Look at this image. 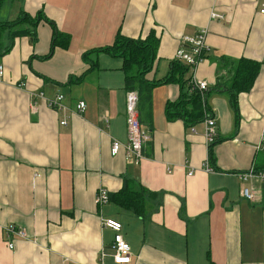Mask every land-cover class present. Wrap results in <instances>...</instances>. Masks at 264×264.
Here are the masks:
<instances>
[{
  "label": "crops",
  "instance_id": "1",
  "mask_svg": "<svg viewBox=\"0 0 264 264\" xmlns=\"http://www.w3.org/2000/svg\"><path fill=\"white\" fill-rule=\"evenodd\" d=\"M263 0H4L0 21L38 11L35 39L14 38L0 57V222L24 229L10 249L0 228V264H264V181L242 182L240 172L264 169ZM218 13L220 18L211 17ZM54 27L69 45H53ZM207 28L206 58L195 79L214 85L218 60L245 57L261 62L252 87L238 95L239 120L225 94L209 104L217 136L208 158L204 123L186 127L168 120L164 106L179 94L177 83L152 91L150 134L137 163L124 146L111 153L114 139L125 144L126 93L122 60L91 54L97 68L78 83L68 80L88 67L82 53L109 45L119 29L128 37H159L157 58L146 77L162 78L184 37ZM2 47L9 30H0ZM62 94L60 108L48 100ZM78 101L85 102L78 111ZM137 109V107H136ZM138 117V112H137ZM65 121V124H61ZM207 161L211 171H206ZM191 171V175L189 172ZM125 178L152 192L147 212L137 216L95 201L99 188L117 191ZM250 186L252 200L240 194ZM111 218L130 246L131 260L115 263Z\"/></svg>",
  "mask_w": 264,
  "mask_h": 264
},
{
  "label": "trees",
  "instance_id": "2",
  "mask_svg": "<svg viewBox=\"0 0 264 264\" xmlns=\"http://www.w3.org/2000/svg\"><path fill=\"white\" fill-rule=\"evenodd\" d=\"M4 0H0V6ZM41 21H49L45 15L38 11L30 15L24 11L15 19L0 21V30H9V42L2 47L0 41V57L9 52L14 38L29 34L35 39V29ZM69 35L56 30L54 27L53 45L63 48L69 45ZM159 37L151 30L145 37H128L119 29L114 35L111 44L97 47L82 53V59L88 63L87 69L79 76L68 80V83H78L83 80L87 72L97 68L96 57L89 56L100 52H107L122 60L121 70L124 73V89L137 92L138 121L148 126L152 123V91L158 85L177 83L179 94L175 100L165 102L164 111L168 120L180 119L186 127H193L208 116H214L209 104L212 94L223 93L228 98L233 110L235 123L238 125L239 109L238 95L248 91L260 70L261 62L245 57L229 58L221 56L218 60V73L214 85L200 91L194 84L192 69L180 59H172L168 73L162 78L150 80L146 77L152 70L157 58ZM186 46V45H185ZM145 143H148L146 141ZM144 143V144H145ZM212 142L209 145L208 158L212 159ZM142 154L146 156L143 152ZM264 171V169H259ZM161 192H152L145 188L138 180L125 178L122 186L115 192L108 194V199L117 206L129 210L137 216H144L147 212V202L152 196H159Z\"/></svg>",
  "mask_w": 264,
  "mask_h": 264
},
{
  "label": "built area",
  "instance_id": "3",
  "mask_svg": "<svg viewBox=\"0 0 264 264\" xmlns=\"http://www.w3.org/2000/svg\"><path fill=\"white\" fill-rule=\"evenodd\" d=\"M259 12L264 14V0L260 3ZM213 18H220L221 16L212 11L210 13ZM208 29L201 28L193 37H184L181 46L176 52V59H180L183 63H186L193 71V69L206 58L209 47L206 44V34ZM186 45V46H185ZM4 73L3 66L0 65V77ZM193 77V76H192ZM194 84L200 91L207 89V82L200 79L192 78ZM63 98L62 94L56 95L55 98L49 99L48 104L52 108H60L62 105L60 103ZM137 92L127 91L126 93V124L128 131V139L125 144H122L119 140L114 139L111 143V153L115 154L120 146H124L125 154L128 159H133L134 162H138L142 157V146L146 141L150 140V134L147 130L142 128L137 117ZM78 111H84L85 102L78 101L76 105ZM202 123H204V137L208 144L215 141L217 136V129L214 116L206 117ZM61 124H65V121H61ZM193 127H191L192 129ZM260 148L264 149V130L260 137ZM206 171H211L212 167L209 166L207 161L204 164ZM191 171L189 175H191ZM239 179L244 183L252 179H259L264 181V171H255L254 169H248L237 174ZM240 194L252 200L254 198L250 186L242 185L240 188ZM95 201L97 205L101 206L108 202V194L104 188H99ZM103 226L112 228L115 233L113 236V241L111 245L112 249V259L115 263H128L131 260L130 246L127 241L120 234L121 223L111 218H104L102 220ZM0 228L2 229L4 238L10 249L14 248L15 239H26L27 235L24 229L17 227L13 223L2 224L0 222Z\"/></svg>",
  "mask_w": 264,
  "mask_h": 264
}]
</instances>
